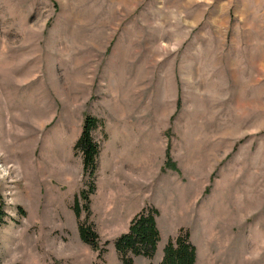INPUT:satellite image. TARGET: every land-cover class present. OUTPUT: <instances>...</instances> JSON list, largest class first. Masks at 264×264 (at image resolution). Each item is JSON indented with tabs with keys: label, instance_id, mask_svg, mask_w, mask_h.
<instances>
[{
	"label": "rangeland",
	"instance_id": "rangeland-1",
	"mask_svg": "<svg viewBox=\"0 0 264 264\" xmlns=\"http://www.w3.org/2000/svg\"><path fill=\"white\" fill-rule=\"evenodd\" d=\"M0 203V264H124L145 206L133 264L182 232L196 264H264V0H0Z\"/></svg>",
	"mask_w": 264,
	"mask_h": 264
},
{
	"label": "trees",
	"instance_id": "trees-1",
	"mask_svg": "<svg viewBox=\"0 0 264 264\" xmlns=\"http://www.w3.org/2000/svg\"><path fill=\"white\" fill-rule=\"evenodd\" d=\"M81 134L75 143V150L83 157L84 176L92 179L98 170L99 157L101 152L100 144L95 140L93 132L99 127L100 120L91 115L85 116ZM94 188V183L91 181ZM86 197L81 192L74 200V212L78 218L81 217L80 199ZM158 209L152 206H145L138 211L131 220L129 229L115 240L116 251L124 264H133L134 256L153 258L158 250L161 241V232L157 222ZM6 211L0 203V228L6 222ZM81 239L98 249V234L89 226L80 223ZM197 248L190 240L189 233H180L175 238L169 239L164 247L161 264H196ZM151 264V263H150Z\"/></svg>",
	"mask_w": 264,
	"mask_h": 264
},
{
	"label": "crops",
	"instance_id": "crops-1",
	"mask_svg": "<svg viewBox=\"0 0 264 264\" xmlns=\"http://www.w3.org/2000/svg\"><path fill=\"white\" fill-rule=\"evenodd\" d=\"M139 257V256H138Z\"/></svg>",
	"mask_w": 264,
	"mask_h": 264
}]
</instances>
